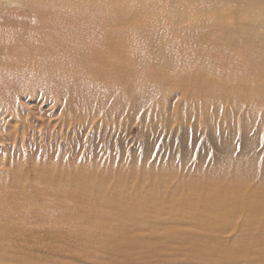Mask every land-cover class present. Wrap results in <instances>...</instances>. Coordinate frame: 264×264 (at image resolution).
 Masks as SVG:
<instances>
[{
	"label": "bare ground",
	"instance_id": "obj_1",
	"mask_svg": "<svg viewBox=\"0 0 264 264\" xmlns=\"http://www.w3.org/2000/svg\"><path fill=\"white\" fill-rule=\"evenodd\" d=\"M177 92L208 119L219 151L209 171L185 178L174 167L76 163L24 148L32 129L52 122L34 99L56 101L51 111L63 101L60 123L91 129L126 104L154 110ZM219 113L239 121L237 156L233 128L212 118ZM253 130H264V0H0V231L66 232L90 264L162 255L264 264V156Z\"/></svg>",
	"mask_w": 264,
	"mask_h": 264
},
{
	"label": "rangeland",
	"instance_id": "obj_2",
	"mask_svg": "<svg viewBox=\"0 0 264 264\" xmlns=\"http://www.w3.org/2000/svg\"><path fill=\"white\" fill-rule=\"evenodd\" d=\"M160 95L152 99L156 100L161 97ZM174 95L170 101L171 105L160 104L157 108L154 104V110H131L130 105L126 104L118 118L97 123L91 129L81 128L76 123L71 126L68 123L61 124L58 116L65 114L61 108L64 105L63 101L55 111H51L56 101L40 104L41 101H37L39 98L34 99L39 104L35 101H33L35 105L31 104L37 105L35 109L32 108L34 112L46 114L47 117L53 113L50 117L52 122L46 129L41 123L37 128L32 129L30 133L35 139L34 143H28L24 148L28 153L34 152L40 157L42 152L46 151L53 159L76 163L84 161H95L101 165L117 163L124 165L125 169L136 165L138 170L158 168V171L174 167L177 175L185 178L195 173L197 171L195 169L203 168L209 171L215 167L219 151L208 139L206 131L208 119L203 118L198 110H191L190 103L193 100H185L180 92ZM212 118L223 132H229L233 128V155L237 156L243 143L242 132L240 129L237 130L239 121H236V117L231 120L229 115L224 113ZM40 131H43V134ZM54 131L60 133L55 132L53 136ZM256 132L259 135L256 150L263 157L264 130H253L249 135L252 136ZM48 136L50 140L47 139ZM183 137L187 141L189 150L186 159L182 156ZM17 147L22 153L21 146L17 145ZM2 150L0 148V154L4 151ZM10 152L16 154L12 150L6 151V153ZM174 180L175 177L170 183ZM54 237L53 233L38 231L32 234L26 229L0 231V264H90L87 254L79 250L81 245L75 237H69L66 232L60 233L57 238ZM144 259H146L144 264H184L178 261L167 263L163 255L156 259L154 256H147ZM186 264L197 263L189 261Z\"/></svg>",
	"mask_w": 264,
	"mask_h": 264
}]
</instances>
